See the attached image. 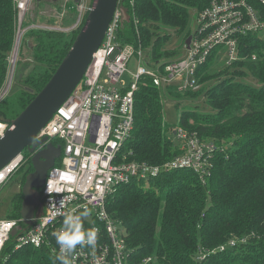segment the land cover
I'll use <instances>...</instances> for the list:
<instances>
[{
    "label": "trees",
    "instance_id": "16d2710c",
    "mask_svg": "<svg viewBox=\"0 0 264 264\" xmlns=\"http://www.w3.org/2000/svg\"><path fill=\"white\" fill-rule=\"evenodd\" d=\"M35 1L39 8L44 5ZM132 1L124 4L131 20L122 21L119 39L145 48L153 43L152 57L158 61L171 53L165 51V30L184 36L185 42L191 36V12H202L213 0ZM257 7L264 19V5ZM67 10L68 20L74 22L76 3H69ZM18 18L15 1L0 0V96L10 70ZM25 22L23 28L28 29L23 37L34 40L27 43L33 66L24 65L16 77L20 88L0 99V117L7 120L17 118L46 86L82 28L46 30ZM155 31H162V36L151 41ZM222 50L213 52L197 74L200 86L215 82L211 89L184 93L175 87L160 89L144 78L135 94V128L123 149L128 161L152 166L172 161L182 153L170 136L179 128L218 148L205 182L190 169L165 171L152 185H121L109 198L108 211L125 230L126 243L137 260L150 256L156 264H264V39L258 34L243 36L240 59L217 69ZM197 92L212 111L187 107L179 125L171 128L165 122V93L177 98ZM23 155L18 171L30 166L25 182L33 167L32 155L28 151ZM22 202L23 194L14 199L8 218L21 216ZM15 238L11 236L6 244L0 264H52L54 257L47 249H16ZM200 250L206 257L198 263Z\"/></svg>",
    "mask_w": 264,
    "mask_h": 264
},
{
    "label": "built area",
    "instance_id": "2783aa9c",
    "mask_svg": "<svg viewBox=\"0 0 264 264\" xmlns=\"http://www.w3.org/2000/svg\"><path fill=\"white\" fill-rule=\"evenodd\" d=\"M14 1L22 23L32 0ZM65 1L66 5L76 3L80 12L77 24L69 29L73 31L88 15L90 0ZM257 4L264 5V0H213L198 13V26L190 36V46L184 44L187 57L174 61H156L152 50L123 43L119 39L123 18L118 10L82 83L37 137V140L47 138L51 143L56 142L55 147L62 149L61 157L40 191L44 214L33 221L21 216L0 219V258L13 235L16 249L44 248L55 257L59 246L52 233L62 227L64 215L87 211L84 227L98 229L97 244L94 251L88 247L78 248L73 264H156L150 256L141 260L133 256L123 227L108 211L109 198L121 185L154 180L165 171L190 169L204 178L209 175L210 162L218 148L215 143L203 142L197 134L179 128L174 134L183 143L182 153L172 161L162 166L128 161L123 149L135 128V94L144 78H150L160 89L175 87L179 92L197 91V74L218 49H223L222 60L227 54V66L238 61L243 36L258 34L264 38V19ZM21 37L19 30L17 39ZM145 51H150L149 57ZM135 55L138 71L127 84L123 77ZM7 128L8 125L0 121V139ZM23 161L22 154L0 171V190ZM229 244L234 246L235 241ZM205 254L198 256L200 262L204 261Z\"/></svg>",
    "mask_w": 264,
    "mask_h": 264
},
{
    "label": "water",
    "instance_id": "95a60500",
    "mask_svg": "<svg viewBox=\"0 0 264 264\" xmlns=\"http://www.w3.org/2000/svg\"><path fill=\"white\" fill-rule=\"evenodd\" d=\"M126 1L93 0L70 51L46 86L17 118L7 120L0 117V121L8 125L0 139V171L25 151L32 155L33 172L27 175L22 188L20 215L25 220L33 221L43 216L44 206L40 191L45 186L48 173L62 154L61 147H55L47 138L37 140V137L82 83L116 12L121 11L123 21L131 20L129 10L124 6ZM190 43L191 37L186 45L189 47Z\"/></svg>",
    "mask_w": 264,
    "mask_h": 264
},
{
    "label": "rangeland",
    "instance_id": "374dc122",
    "mask_svg": "<svg viewBox=\"0 0 264 264\" xmlns=\"http://www.w3.org/2000/svg\"><path fill=\"white\" fill-rule=\"evenodd\" d=\"M35 2H36L35 0L31 1L30 7H29L27 13H25L22 17V23H20V20L18 18L16 39L18 37L19 30L21 31V34H23V36H24L25 32L28 29L26 27L23 28V23H24L25 19H26V22H25L26 24L31 23L30 27H33V28L36 27V28H41V29H46V30L61 29L64 31H69V29L73 28L77 24L78 18L80 16V12L77 10V7H76L77 12H75V13L71 12L74 15V22H71L70 20H68L67 16H68L69 11L67 10L68 5L65 4V2H66L65 0H57V1L56 0H41L40 2H43V4H44V5H42L41 8L37 7V4ZM56 2H57V4H56ZM89 4L92 6L91 0H90ZM69 15H71V14H69ZM190 16H191V34H192V32L195 31V29L198 26V13L193 14V12H191ZM86 17H85V19H86ZM122 18H123V15H122ZM85 19H84V21H85ZM84 21H83V24H84ZM72 23H74L73 26H71ZM161 32L162 31H155L154 32L155 37H154V39L152 38L151 41H153V40L155 41V39H157L160 35L162 36ZM164 33L168 34L167 39H166L165 51L171 52L170 55L168 54L169 56L165 60L174 61V60L185 59L187 57V53H186V47L184 44L187 42V40L190 37L184 42V36L179 35L175 31H173L172 29H170V30L167 29V30H165ZM29 41L33 42L34 40H33V38L28 39L26 37H23L22 42H21V40L17 39L15 46H14L12 57L10 59L11 68L8 71L7 80H6V83L4 86V93H3V95L0 96V99L3 96H5L6 94H8L9 91H11V92L13 90L16 91V90H18V88H20V83H19L20 80H18L16 77L18 76V73L20 74V71L22 70L24 65L31 63L33 66V62H32V60H30L32 53L30 51L29 44H27ZM152 45H153V43H152ZM152 45L150 47L145 48L140 43V45H138L137 47L143 46L144 49H146V50H152ZM16 48H17V57L14 60L13 57H14V52L16 51ZM172 53H176V54L174 56H172L171 55ZM145 54H146V56L149 57L150 51H145ZM227 58H228L227 54H225L224 60L219 61V64L216 66L217 69H220V68H223L226 66L225 61L227 60ZM151 64H153L152 61H151ZM138 67H139L138 56L135 55L130 62L128 73H126L123 77V81L126 82L127 84H130L134 74H136V72L138 71ZM218 81H222V79H220ZM214 84H215V82H211L207 85H203V84L201 86L199 85V88L197 91H199V90L205 91L206 89H211ZM5 92H8V93H5ZM199 92L193 93L189 96L185 95L184 97L178 96L177 98H175L172 95L165 93V95L163 96L165 122L171 128L174 129L179 125L180 116H181L182 112L187 107L188 108H194L195 106H199L196 109L202 113L212 111L209 108V106L207 105V103L205 102V98L203 97V95L199 94ZM184 93H182V94H184ZM177 104L179 105V108H176ZM170 136H171L172 140L174 141V143L177 144V148L179 150H181L183 148V143L178 141L174 134L171 133ZM213 158L210 162V165L212 164V166H213ZM21 166L19 167L18 170H20ZM18 170L0 190V219L7 218V217H10L12 215L13 201L16 197L19 198L22 194V188H23V185L25 183L23 181V177H24L25 173L30 170V166L26 165L24 170H22L21 172H19ZM211 171H212V167L209 170V175H207L204 178H201L199 176L203 182H205L206 178L211 175ZM207 172H208V169H207ZM138 183L133 182V184H138ZM141 183L142 184L140 186L147 187L149 184L152 185L153 180H148L146 182H141ZM123 231L125 232V230H123ZM201 253H204V251L200 250L198 256H200ZM197 261H198V263L200 262L199 260H197Z\"/></svg>",
    "mask_w": 264,
    "mask_h": 264
},
{
    "label": "clouds",
    "instance_id": "9594fccd",
    "mask_svg": "<svg viewBox=\"0 0 264 264\" xmlns=\"http://www.w3.org/2000/svg\"><path fill=\"white\" fill-rule=\"evenodd\" d=\"M59 206L63 207V201ZM88 215L87 211L64 215L62 227L52 233L59 246V253L54 257L52 264H73L78 248L88 247L95 250L98 229L84 227L83 220Z\"/></svg>",
    "mask_w": 264,
    "mask_h": 264
},
{
    "label": "bare ground",
    "instance_id": "6f19581e",
    "mask_svg": "<svg viewBox=\"0 0 264 264\" xmlns=\"http://www.w3.org/2000/svg\"><path fill=\"white\" fill-rule=\"evenodd\" d=\"M132 1V0H131ZM16 57H17V48H16V51L14 52V60L16 59Z\"/></svg>",
    "mask_w": 264,
    "mask_h": 264
},
{
    "label": "flooded vegetation",
    "instance_id": "af4514ba",
    "mask_svg": "<svg viewBox=\"0 0 264 264\" xmlns=\"http://www.w3.org/2000/svg\"><path fill=\"white\" fill-rule=\"evenodd\" d=\"M33 172V171H32ZM31 173V172H30ZM26 177H27V175H26Z\"/></svg>",
    "mask_w": 264,
    "mask_h": 264
}]
</instances>
